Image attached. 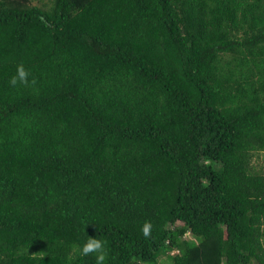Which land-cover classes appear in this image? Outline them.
I'll list each match as a JSON object with an SVG mask.
<instances>
[{"label":"trees","instance_id":"trees-1","mask_svg":"<svg viewBox=\"0 0 264 264\" xmlns=\"http://www.w3.org/2000/svg\"><path fill=\"white\" fill-rule=\"evenodd\" d=\"M263 152L264 0H0V264H264Z\"/></svg>","mask_w":264,"mask_h":264},{"label":"clouds","instance_id":"clouds-1","mask_svg":"<svg viewBox=\"0 0 264 264\" xmlns=\"http://www.w3.org/2000/svg\"><path fill=\"white\" fill-rule=\"evenodd\" d=\"M30 71L25 68L23 64L17 65L16 73L9 79V84L15 88L18 85H28ZM36 80H31V85H35ZM152 224L146 221L142 226V234L145 238H149L151 235ZM105 241L97 238L88 237L86 242L79 248V251L84 256L95 254L96 264H105L107 259V250L105 247Z\"/></svg>","mask_w":264,"mask_h":264},{"label":"rangeland","instance_id":"rangeland-1","mask_svg":"<svg viewBox=\"0 0 264 264\" xmlns=\"http://www.w3.org/2000/svg\"><path fill=\"white\" fill-rule=\"evenodd\" d=\"M256 165L258 168L264 170V152L258 155V159L256 160ZM165 259L166 257L162 256L157 264H167Z\"/></svg>","mask_w":264,"mask_h":264}]
</instances>
